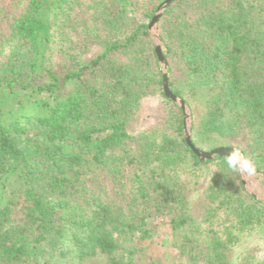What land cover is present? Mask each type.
<instances>
[{
  "label": "trees",
  "instance_id": "trees-1",
  "mask_svg": "<svg viewBox=\"0 0 264 264\" xmlns=\"http://www.w3.org/2000/svg\"><path fill=\"white\" fill-rule=\"evenodd\" d=\"M163 1L0 0V264H167L155 213L180 264H264L234 258L242 234L264 236V197L228 156L198 157L165 94L149 30ZM158 28L171 90L201 109L195 146L239 144L264 176V0H173ZM148 96L167 116L132 134Z\"/></svg>",
  "mask_w": 264,
  "mask_h": 264
},
{
  "label": "rangeland",
  "instance_id": "rangeland-1",
  "mask_svg": "<svg viewBox=\"0 0 264 264\" xmlns=\"http://www.w3.org/2000/svg\"><path fill=\"white\" fill-rule=\"evenodd\" d=\"M135 14L136 16L141 18L140 13H135ZM157 29L159 32L158 23H157ZM97 50L98 48H94L93 52H96ZM194 107L195 108H193V111L190 107L191 114H192V125L191 126H193V114H194V117L198 119L200 110H201L200 107H198L197 105H195ZM167 113H168V109L165 103H163L161 97L159 96L145 97L142 100L140 122L139 124H137V126L131 129V133L136 134L137 132L141 131L144 127H152V126L159 125L160 123H162V120L167 116ZM191 131H192V128H191ZM226 146H229V145H226ZM231 146L241 147V145L239 144H235ZM206 149H207V146H204V149L202 150H206ZM206 151H209V150H206ZM215 164L216 162L208 163L204 167V172L202 173L200 177V182L197 185V188L191 193H189L190 206L198 214H201V212L203 211L206 205L205 192L210 184V181L212 178V171L216 167ZM245 179L247 181L246 187L248 188L249 191L258 194V196L264 197L263 173L256 170L254 174H245ZM227 218H228L227 213L224 210H221L214 217L213 221L216 226L222 227V226H225L226 224H229V219ZM149 219H150L149 226L155 235V240L157 241V244L159 243L158 249L163 251V253L165 254L164 256L165 262L167 264H180L179 261L181 262L182 260H185V259L178 257V255L176 254V250L173 248L171 244L172 243V237H171L172 229H171V224H170V216L166 214L155 213ZM241 236L243 238V242L239 246L236 247L234 258L239 256L240 253L247 254L250 251L252 254H254L258 258H261V259L264 258V236L262 234L253 232L252 234H249V233L242 234Z\"/></svg>",
  "mask_w": 264,
  "mask_h": 264
},
{
  "label": "water",
  "instance_id": "water-1",
  "mask_svg": "<svg viewBox=\"0 0 264 264\" xmlns=\"http://www.w3.org/2000/svg\"><path fill=\"white\" fill-rule=\"evenodd\" d=\"M173 0H164L160 5L158 6L150 24H149V30L151 33L152 38L156 42V50L158 52V56L160 59V63L162 65V72H163V78H164V91L167 97L174 100L175 103H177L180 107H182L183 113H184V130H185V138L188 143V145L192 148V150L198 155V157L202 160H208V159H214L217 155L219 156H228L232 153L234 149L240 150L243 157H245L243 150L239 146H220L216 147L212 150L206 151L202 150L195 146L192 140V114L189 105L185 101V99L177 94H175L171 88H170V80H169V71H168V61L166 57L164 56L163 50H164V43L163 40L158 32L157 29V23L160 18V16L163 15L165 9L168 7V5ZM247 174V173H245ZM245 174L242 175L243 182L247 186V181L245 179ZM258 195V194H257Z\"/></svg>",
  "mask_w": 264,
  "mask_h": 264
},
{
  "label": "clouds",
  "instance_id": "clouds-1",
  "mask_svg": "<svg viewBox=\"0 0 264 264\" xmlns=\"http://www.w3.org/2000/svg\"><path fill=\"white\" fill-rule=\"evenodd\" d=\"M226 164L229 169L241 174H254L256 172V167L253 162L250 159L243 157L238 149H234L232 153L228 155Z\"/></svg>",
  "mask_w": 264,
  "mask_h": 264
}]
</instances>
